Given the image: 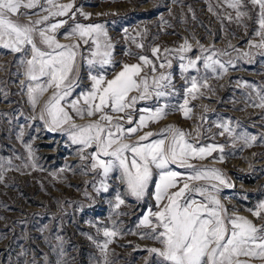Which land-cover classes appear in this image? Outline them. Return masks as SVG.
Returning a JSON list of instances; mask_svg holds the SVG:
<instances>
[{
  "label": "snow or ice",
  "instance_id": "obj_1",
  "mask_svg": "<svg viewBox=\"0 0 264 264\" xmlns=\"http://www.w3.org/2000/svg\"><path fill=\"white\" fill-rule=\"evenodd\" d=\"M207 3L208 11L222 23L227 20L244 29L249 36L246 50L229 42L228 48L236 53L233 57L227 49L197 41L198 54L189 55L193 45L185 38L175 48L161 50L158 45L151 46L152 58L126 51L125 55L135 56L138 62L122 63L117 72L115 45L108 30L102 23L79 22L77 14L85 21L91 20L92 14L83 12L75 0H0V50L15 57L16 75L22 77L18 81L20 92L34 112L39 108L38 115L29 119H39L47 131L61 132L78 146L79 158L84 162L81 171L93 176L88 183L97 194L110 189L115 192L110 201L111 227L94 225L102 240L88 236L100 253L96 264H110L109 245L126 234L117 219L128 214L120 211L126 200L119 186L137 201L149 195L154 200L136 225L146 231L128 233L159 245L142 249L149 254L145 264L264 261V201L248 209L253 219L229 212L219 194L222 187L234 185L221 169L193 163L206 160L213 153L218 154L214 160L223 162L226 147L239 145L243 150L253 147L258 140L264 143V132L240 130L238 120L220 114L209 122L206 106L191 131L174 124H167L158 132L144 131L169 113L180 112L185 119H192L195 105L191 101L215 92L209 83L211 79L222 78L238 60L251 62L257 54L264 56V0ZM33 16L37 18L32 19ZM249 21L253 25L250 34ZM124 32L127 34L128 30ZM60 37L69 42L62 43ZM127 38L137 48L145 49V44L137 43L135 36ZM174 60L178 61L182 80L179 89L174 83ZM84 69L88 86L81 89ZM109 69L114 73L111 78ZM242 86L252 89L247 95L249 106L264 110V86L256 87L247 81ZM173 96H180L182 102L159 103ZM3 98L7 99V93H3ZM153 100L157 102L153 107H138L142 101ZM77 119L85 122L77 123ZM24 136L21 126L17 139L23 141ZM217 137L224 138V143L216 142ZM206 139L211 142L204 143ZM24 147L27 160L22 166L39 168L32 144L25 142ZM9 170L19 171L20 166H15L12 158L0 157V183ZM113 179L118 185L114 189ZM56 239L62 241L59 236ZM57 264L65 262L58 260Z\"/></svg>",
  "mask_w": 264,
  "mask_h": 264
},
{
  "label": "rangeland",
  "instance_id": "obj_2",
  "mask_svg": "<svg viewBox=\"0 0 264 264\" xmlns=\"http://www.w3.org/2000/svg\"><path fill=\"white\" fill-rule=\"evenodd\" d=\"M59 2L67 3L68 0ZM75 3L77 7H82L83 12L92 14L89 21L77 14L79 22L105 25L115 45L117 72L122 63L138 62L135 56L125 55L126 51L152 58L149 51L151 46L158 45L161 50L165 47L175 48L185 38L193 45V53L189 55L198 54L197 41L205 46L215 44L217 49H227L229 52H232L228 48L229 42L247 49L249 36L245 35L244 29L227 20L222 23L221 19L208 11L207 0H180L179 3L173 0H75ZM212 3L215 5V0ZM100 13L103 15H98ZM247 23L250 34L253 25L250 21ZM124 29L128 30L127 34ZM137 32L142 35L136 36ZM128 36H135L137 43L145 44V49L137 48ZM60 39L62 43L69 42L63 37ZM232 56L235 57L236 53L232 52ZM16 70L15 57L0 50V89H3L0 92V157L12 158L13 164L20 166L19 171H7L4 181L0 183V264H25V261L32 264L33 260L35 264H57L58 260L65 264H96L100 253L88 236L102 240V235L97 234L94 225L111 227L110 201L114 200L115 192L110 189L108 193L97 194L92 184L88 183L93 180V176L81 171L84 162L79 158L78 146L71 144L61 132L47 131L39 119H29L38 115L39 108L34 112L26 96L20 92L18 81L22 77L16 75ZM172 71L174 83L179 89L182 80L176 60L173 61ZM109 72L111 78L114 73L112 69ZM81 75L85 77L81 84L83 89L88 86L86 69L82 70ZM238 81L241 83L238 84ZM244 81L256 87L264 86V56L257 54L251 62L238 60L236 66L230 68L222 78L211 79L209 83L215 92L191 101L195 105L192 119H185L180 112L169 113L159 123H151L144 131L158 132L167 124L191 131L206 106L209 122L220 114L238 120L242 126L240 130L246 129L253 134L264 132V121L261 120L264 110L249 106L251 101L247 100V95L252 89L242 86ZM3 93H7V99L3 98ZM179 102H182L180 96L159 101L160 104ZM156 103L154 100L142 101L138 107H153ZM76 122L85 121L77 119ZM21 126L25 130L23 141L17 139ZM213 131L216 129L213 128ZM25 142L33 146L39 165L37 169L22 166L27 160ZM203 142L211 141L206 139ZM216 142L224 143V138L217 137ZM217 155L213 153L212 157L193 163L221 169L234 185L222 187L219 194L221 202L229 212L236 211L239 215L253 219L248 209L264 201V143L258 140L253 147L243 150H240L239 145L236 148L229 145L225 149L223 162L213 159ZM17 156L22 159H16ZM61 169L65 170L61 172ZM111 184L113 189L118 186L114 179ZM119 187L126 200L120 211L128 214L117 219L122 222L121 227L126 234L115 238L109 245V262L145 264L149 254L142 249L159 245L150 239H141L138 235L128 233L129 230L146 231L137 229L136 225L138 218L148 206L154 204V200L149 195L145 200L137 201L128 195L123 186ZM57 236L62 241L57 240ZM251 264H264V261L257 259Z\"/></svg>",
  "mask_w": 264,
  "mask_h": 264
}]
</instances>
